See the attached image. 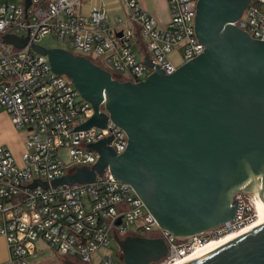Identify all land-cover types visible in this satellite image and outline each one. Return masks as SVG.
I'll return each mask as SVG.
<instances>
[{"label":"built area","instance_id":"obj_1","mask_svg":"<svg viewBox=\"0 0 264 264\" xmlns=\"http://www.w3.org/2000/svg\"><path fill=\"white\" fill-rule=\"evenodd\" d=\"M29 2L25 10V0L21 4L0 0V114H7L13 128L26 133L19 161L0 145V237L8 248V259L0 264H30L37 242L46 244L49 258L56 261L69 257L80 264H123L119 250L110 247L115 235L161 238L167 246L165 264H170L255 219V196L237 195L230 222L180 239L161 229L133 188L117 181L107 168L91 183L50 186L51 181L98 162L90 145L110 139L106 146L120 155L128 140L109 119L105 127L78 130L95 115L93 107L79 97L68 78L49 68L47 58L36 54L32 45L53 37L65 51L134 83L152 72L143 63L145 56L169 75L202 54L204 47L194 31L197 0H165L169 23L164 29L136 0L124 1L128 15L123 17L96 8L84 15L83 0ZM236 26L264 41V0H250ZM7 35L28 42L19 49L4 42ZM138 38L146 52L139 60L132 47ZM99 112H104L103 104ZM61 149L67 151L69 164L58 157ZM35 180L49 187H28Z\"/></svg>","mask_w":264,"mask_h":264},{"label":"water","instance_id":"obj_2","mask_svg":"<svg viewBox=\"0 0 264 264\" xmlns=\"http://www.w3.org/2000/svg\"><path fill=\"white\" fill-rule=\"evenodd\" d=\"M249 2L197 0L194 31L204 52L169 75L147 55L143 63L152 72L138 83L119 81L67 50L32 45L93 107L95 115L78 130L105 127L109 119L128 140L120 155L106 146L110 139L90 145L99 155L95 165L49 185L91 183L107 168L133 188L161 229L180 239L230 222L235 197L248 193L253 181H261L256 195L264 202V41L236 26ZM4 42L21 49L28 41L7 35ZM101 104L106 113L99 112ZM37 186L49 187L38 180L28 185ZM113 242L123 264L167 257L161 238L115 235ZM189 264H264V223Z\"/></svg>","mask_w":264,"mask_h":264},{"label":"crops","instance_id":"obj_3","mask_svg":"<svg viewBox=\"0 0 264 264\" xmlns=\"http://www.w3.org/2000/svg\"><path fill=\"white\" fill-rule=\"evenodd\" d=\"M125 0H83L81 10L84 15H89L94 8L105 11L112 16H127L128 10L124 7ZM141 8L158 23L160 28H166L169 21V10L165 0H136ZM141 39H136L132 43L134 52L138 60L146 55L145 46ZM19 133V134H18ZM25 131L14 129L7 114H0V145L7 147L14 158L18 161L24 151ZM36 252L29 258L30 264H64L65 262L76 264L75 258L58 257L57 261L49 257H44V254L49 253V248L43 242H37ZM8 259V248L5 240L0 237V262H6Z\"/></svg>","mask_w":264,"mask_h":264},{"label":"bare ground","instance_id":"obj_4","mask_svg":"<svg viewBox=\"0 0 264 264\" xmlns=\"http://www.w3.org/2000/svg\"><path fill=\"white\" fill-rule=\"evenodd\" d=\"M260 186H261L260 180H259L258 187H256V185L253 182H251L247 186V189L252 190L253 195L256 198L255 204H256V209H257V215L251 223H248L245 227L237 231H234L231 234H227L224 237L217 238L216 240H209L202 247L197 248L191 252H188V254H186L184 257H181L177 259L176 261H174V263H170V264H189L193 261L199 260L203 258V256L206 255L208 252L217 248L218 245L230 242L233 239L241 237L245 235L247 232L252 231L260 227L261 225H263L264 223V202H262L261 199L259 200L258 196L256 195L257 192L259 191ZM257 189L258 191H256Z\"/></svg>","mask_w":264,"mask_h":264},{"label":"rangeland","instance_id":"obj_5","mask_svg":"<svg viewBox=\"0 0 264 264\" xmlns=\"http://www.w3.org/2000/svg\"><path fill=\"white\" fill-rule=\"evenodd\" d=\"M4 3H6V1H8V2H14V3H18V4H21L22 3V1L23 0H2ZM39 45L41 46V47H43V48H45V49H51V48H59V49H62V50H65V46H64V44L63 43H61L60 41H58V40H56L55 38H53V37H48V36H46V37H44V38H42V39H40V41H39ZM139 58V57H138ZM104 68H106L107 70H111V69H109V68H107L106 66H103ZM111 72H112V75L115 77V78H117V79H119L120 81H124L123 79H124V77L121 75H117L115 72H113L112 70H111ZM18 132H19V130H18ZM19 134V133H18ZM58 157H60L61 158V160L65 163V164H69L70 163V157L68 156V153H67V151L66 150H64V149H61V150H59V152H58ZM18 161V160H17ZM245 196L247 197V198H252L254 195H251V194H249V193H245ZM245 198V197H244ZM255 201H256V199H255ZM129 231H132V229H130ZM120 238H122V237H120ZM111 242V245H110V247L111 248H113V249H118V247H117V244H116V242L114 243L113 242V240L111 239L110 240ZM106 252H105V250L104 249H101V251H100V255H104ZM44 257H49V253H47V254H44L43 255ZM76 260V259H75ZM76 264H80L78 261L76 262ZM158 264H165V261H164V259L162 260V261H160Z\"/></svg>","mask_w":264,"mask_h":264},{"label":"flooded vegetation","instance_id":"obj_6","mask_svg":"<svg viewBox=\"0 0 264 264\" xmlns=\"http://www.w3.org/2000/svg\"><path fill=\"white\" fill-rule=\"evenodd\" d=\"M260 182H261V181H260ZM253 183L256 185V187H258L259 180H257V181H253ZM256 187H255V188H256ZM260 188H261V186H260ZM260 188H259V189H260ZM247 191H248L249 194H251V195L253 194L252 190H249V189H248ZM256 191H258V189H257ZM123 238H124V237H123Z\"/></svg>","mask_w":264,"mask_h":264},{"label":"trees","instance_id":"obj_7","mask_svg":"<svg viewBox=\"0 0 264 264\" xmlns=\"http://www.w3.org/2000/svg\"><path fill=\"white\" fill-rule=\"evenodd\" d=\"M95 64H96V62H95ZM98 65V64H97ZM99 66V65H98ZM101 68H104L103 66H100ZM104 69H106V68H104ZM107 70V69H106ZM107 71H109V70H107ZM109 72H111V70L109 71ZM112 73V72H111ZM117 75H119V74H117ZM121 76V75H120ZM124 77V76H123ZM127 78L126 77H124V81L126 80ZM119 80V79H118ZM120 81V80H119Z\"/></svg>","mask_w":264,"mask_h":264}]
</instances>
